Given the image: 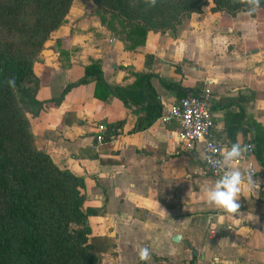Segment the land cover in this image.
Here are the masks:
<instances>
[{
  "label": "crops",
  "instance_id": "crops-1",
  "mask_svg": "<svg viewBox=\"0 0 264 264\" xmlns=\"http://www.w3.org/2000/svg\"><path fill=\"white\" fill-rule=\"evenodd\" d=\"M209 7L125 51L89 1L72 0L23 83L40 104L36 115L33 106L25 113L34 148L82 179V211L96 212L88 238L113 244L98 264H264V29L246 12L227 21ZM91 62L105 89L89 81L57 102ZM205 89L213 137L223 147L252 146L232 163L255 181L241 185L234 216L204 202L216 178L204 169L201 144L186 150L177 126L157 120ZM98 125H118L110 143L95 144ZM138 246L149 248L148 260Z\"/></svg>",
  "mask_w": 264,
  "mask_h": 264
},
{
  "label": "trees",
  "instance_id": "trees-1",
  "mask_svg": "<svg viewBox=\"0 0 264 264\" xmlns=\"http://www.w3.org/2000/svg\"><path fill=\"white\" fill-rule=\"evenodd\" d=\"M85 1L125 51L143 46L148 33L174 32L183 19L209 5L210 13H220L227 21L247 13L245 5L231 0H157L150 9L143 0ZM71 3L0 0V264H98L97 255L113 248L106 238H88L87 218L96 212L82 211V179L58 169L34 148L25 117L30 106L37 108L30 112L36 115L40 104L23 83L31 82L32 64L50 34L64 23ZM250 17L262 31L264 0ZM11 79L14 87L6 83ZM89 81L105 89L97 62L86 66L82 79L65 87L57 102ZM146 98L154 102L151 90ZM117 127H105L106 135L115 136Z\"/></svg>",
  "mask_w": 264,
  "mask_h": 264
},
{
  "label": "built area",
  "instance_id": "built-area-1",
  "mask_svg": "<svg viewBox=\"0 0 264 264\" xmlns=\"http://www.w3.org/2000/svg\"><path fill=\"white\" fill-rule=\"evenodd\" d=\"M210 91L205 89L201 95L191 93L180 98L176 104L171 105L157 120L161 124L174 123L178 130V140L186 150H191L195 144H201L202 163L204 169L216 179L218 170L213 168L205 158L212 155L210 146L216 149V156L223 148L219 140L213 137V120L210 114ZM106 128L102 125L96 126V145L110 143L114 136L106 135ZM105 137L107 142L104 141ZM250 146V147H249ZM246 153H250L252 146L246 144Z\"/></svg>",
  "mask_w": 264,
  "mask_h": 264
},
{
  "label": "clouds",
  "instance_id": "clouds-1",
  "mask_svg": "<svg viewBox=\"0 0 264 264\" xmlns=\"http://www.w3.org/2000/svg\"><path fill=\"white\" fill-rule=\"evenodd\" d=\"M143 3L150 9L156 6L157 0H143ZM231 3L245 5L248 15L254 14L261 6V0H231ZM6 83L11 87L15 86L14 79L8 80ZM246 150L247 148L236 143L231 146H224L220 149L219 155L216 156V149L210 146L212 155L206 154L205 158L213 168L218 170V178L203 192L204 202L207 205L233 216L240 214L241 204L238 201L241 197V185L247 183L249 187H252L255 185V181L251 173L232 167V163L240 158ZM160 211L167 214L162 208ZM256 219L258 221V217ZM150 254L149 248L138 246L140 260H148Z\"/></svg>",
  "mask_w": 264,
  "mask_h": 264
},
{
  "label": "water",
  "instance_id": "water-1",
  "mask_svg": "<svg viewBox=\"0 0 264 264\" xmlns=\"http://www.w3.org/2000/svg\"><path fill=\"white\" fill-rule=\"evenodd\" d=\"M177 237V236H176ZM176 239V238H175Z\"/></svg>",
  "mask_w": 264,
  "mask_h": 264
}]
</instances>
